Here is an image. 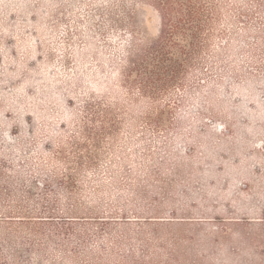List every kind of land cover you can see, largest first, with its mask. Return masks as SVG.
I'll return each mask as SVG.
<instances>
[{
    "label": "rangeland",
    "instance_id": "rangeland-1",
    "mask_svg": "<svg viewBox=\"0 0 264 264\" xmlns=\"http://www.w3.org/2000/svg\"><path fill=\"white\" fill-rule=\"evenodd\" d=\"M149 1L0 0V264H264V0Z\"/></svg>",
    "mask_w": 264,
    "mask_h": 264
},
{
    "label": "trees",
    "instance_id": "trees-1",
    "mask_svg": "<svg viewBox=\"0 0 264 264\" xmlns=\"http://www.w3.org/2000/svg\"><path fill=\"white\" fill-rule=\"evenodd\" d=\"M149 2L158 13L160 25L158 41L147 47L148 51L163 49L166 42L172 41L175 44L180 38L193 37L195 28L197 29L194 22L198 13L190 0H150Z\"/></svg>",
    "mask_w": 264,
    "mask_h": 264
}]
</instances>
